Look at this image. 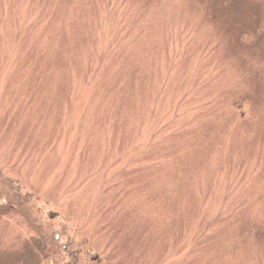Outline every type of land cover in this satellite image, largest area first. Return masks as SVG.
<instances>
[{
	"label": "rangeland",
	"instance_id": "374dc122",
	"mask_svg": "<svg viewBox=\"0 0 264 264\" xmlns=\"http://www.w3.org/2000/svg\"><path fill=\"white\" fill-rule=\"evenodd\" d=\"M226 2L0 0V264H264V31Z\"/></svg>",
	"mask_w": 264,
	"mask_h": 264
},
{
	"label": "trees",
	"instance_id": "16d2710c",
	"mask_svg": "<svg viewBox=\"0 0 264 264\" xmlns=\"http://www.w3.org/2000/svg\"><path fill=\"white\" fill-rule=\"evenodd\" d=\"M227 8L229 10H232L233 9H238L239 7L238 6H242L241 7V10L240 11H237V12H240L241 14L245 15V16H249V20H252V25L253 27H257V30L259 29V27H263V30L262 32L264 31V14L263 12L261 11V4L257 1V0H227ZM215 15L214 17H221V15L218 13V12H214ZM217 15V16H216ZM247 34H245L246 36ZM252 37H250V36ZM248 36L250 39V41H254V37H256V34L254 33H251V30L248 31ZM261 60L258 59L259 61V64L261 65L262 62L264 63V42H262L261 44ZM264 65V64H263Z\"/></svg>",
	"mask_w": 264,
	"mask_h": 264
}]
</instances>
